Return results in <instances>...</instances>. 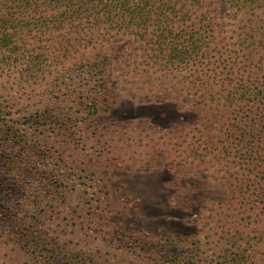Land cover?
I'll return each mask as SVG.
<instances>
[{
  "label": "rangeland",
  "instance_id": "374dc122",
  "mask_svg": "<svg viewBox=\"0 0 264 264\" xmlns=\"http://www.w3.org/2000/svg\"><path fill=\"white\" fill-rule=\"evenodd\" d=\"M235 1L215 0L217 35L229 45L223 52L244 64L254 51L251 82L264 90V45L246 49L252 28L264 43V0H252L261 7L258 18L237 12ZM104 53L118 102L110 113L101 112L88 131L95 142L102 138L106 143L98 150H109L96 164V190L84 186L90 188L93 177H75L60 161L67 142H83L72 119L64 132L29 121L36 105L67 99L70 81L29 82L2 99L11 101L4 102L2 123L14 124L20 142L11 154L22 156L24 166L0 191V214L13 223L0 227V264H40L44 261L33 253L38 249L62 264H88L86 257L90 264H169L174 256L184 264H264V201H248L246 159L240 155L241 160L235 156L221 163L211 145L200 149L201 161L190 156L193 138L224 142L232 119L205 107L194 92L177 101L146 103L143 99L155 93L143 94L132 83L139 82L134 70L144 68L150 49L133 38H121ZM53 66L60 67L55 59ZM10 139L1 128L0 152L9 153ZM27 234H34L28 244ZM16 235L28 238L17 242ZM167 239L174 243L169 257L160 252Z\"/></svg>",
  "mask_w": 264,
  "mask_h": 264
},
{
  "label": "trees",
  "instance_id": "16d2710c",
  "mask_svg": "<svg viewBox=\"0 0 264 264\" xmlns=\"http://www.w3.org/2000/svg\"><path fill=\"white\" fill-rule=\"evenodd\" d=\"M214 2L0 0V129L11 136L9 153L0 152V191L9 178L19 177L24 166L22 156L11 154L20 142L14 124L2 123V116L6 113L4 102L11 103L2 99L12 97L29 82L41 86L48 78L54 79L57 85L70 81V95L67 99H53L48 105L31 108L33 113L29 121L32 126L50 125L64 132L68 119H72V125L82 135L83 142H67L60 161L70 166L66 172L75 177L81 173L86 174V179L93 177V185L90 188L87 184L84 186L89 191L96 190L95 169L104 158L103 151L109 150H98L97 146L102 148L106 143L102 138L95 142L88 131L101 112L110 113L118 102L109 71L110 60L104 51L124 37L144 44L147 51L150 49L144 68L134 70L139 82L132 83L143 94L146 90L155 93L153 98L143 99L146 103L154 99L159 103L177 101L181 94L194 92L200 95L205 107L227 113L232 119L227 139L216 143L210 139L193 138L190 156L201 161L200 149L210 148V145L216 146L214 159L221 163L223 159L229 162L235 156L241 160V155L247 161L244 181L248 201L263 202L264 90L254 87L251 82L250 57L254 58L255 53L250 52L244 64L240 58L232 54L228 57L223 52L222 49L229 45L225 46L226 39L218 38ZM259 7L252 0H236L234 4L237 12L248 11L252 18L259 17ZM250 32L251 35H247L250 44L246 49H258V45H264L257 41V31L252 28ZM243 47L238 44V49ZM54 59L59 68L53 66ZM131 96L142 100L137 94L131 93ZM9 112L13 119L16 110L11 107ZM17 221L28 224L25 219ZM9 223L11 221L0 214V227ZM27 235L28 244L34 234ZM27 235H16L17 242L18 239H27ZM173 244L167 239L160 252L171 256L168 249ZM45 252V249L33 251L40 261H44L40 264H62L58 257L45 258ZM86 259L90 264L89 257ZM169 259V264H184L180 256Z\"/></svg>",
  "mask_w": 264,
  "mask_h": 264
}]
</instances>
